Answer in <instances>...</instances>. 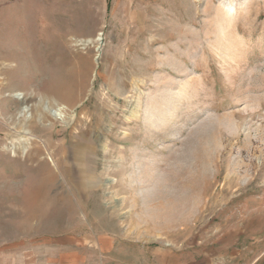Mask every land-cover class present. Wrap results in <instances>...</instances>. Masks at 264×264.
<instances>
[{"label":"rangeland","instance_id":"1","mask_svg":"<svg viewBox=\"0 0 264 264\" xmlns=\"http://www.w3.org/2000/svg\"><path fill=\"white\" fill-rule=\"evenodd\" d=\"M69 235L264 264V0H0V243Z\"/></svg>","mask_w":264,"mask_h":264},{"label":"crops","instance_id":"2","mask_svg":"<svg viewBox=\"0 0 264 264\" xmlns=\"http://www.w3.org/2000/svg\"><path fill=\"white\" fill-rule=\"evenodd\" d=\"M42 241L40 250L36 246L23 249L20 242L13 246L1 242L0 264H85L86 261L99 263L117 261L108 253L113 247V241L105 235H99L91 240L83 236L69 235L57 239L45 238ZM89 241L94 243L99 253L84 256L80 251Z\"/></svg>","mask_w":264,"mask_h":264},{"label":"bare ground","instance_id":"3","mask_svg":"<svg viewBox=\"0 0 264 264\" xmlns=\"http://www.w3.org/2000/svg\"><path fill=\"white\" fill-rule=\"evenodd\" d=\"M24 112H26V110H24ZM50 114L53 115V116H57V112L53 111V110H50Z\"/></svg>","mask_w":264,"mask_h":264}]
</instances>
